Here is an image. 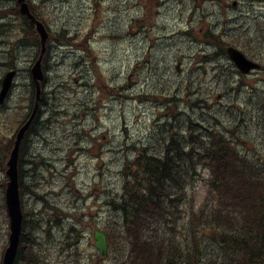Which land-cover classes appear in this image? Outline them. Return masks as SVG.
I'll use <instances>...</instances> for the list:
<instances>
[{"label": "rangeland", "instance_id": "374dc122", "mask_svg": "<svg viewBox=\"0 0 264 264\" xmlns=\"http://www.w3.org/2000/svg\"><path fill=\"white\" fill-rule=\"evenodd\" d=\"M51 1H55L56 6L64 14L55 17L47 7L48 12L55 17L50 23L58 26L63 22L65 25L66 21H71L68 28L71 33H77L74 36L75 41L82 38L84 42L89 43L90 48L80 55L84 57V62L90 63L89 66L93 68L99 80H91L90 85L92 86H79V82L82 81L79 78L75 87L73 78L75 67L73 70L62 68L67 64L74 66L73 62L67 59L60 65L51 59L54 55L57 57V52H55L57 44H61L60 37L52 33L53 40L50 39L51 47L47 51L51 61L47 66L48 79L45 85L49 98L46 100L43 121L45 118H52L54 123L50 130L44 133L48 140L34 139V143L39 146L47 160L54 165L53 173L56 176L53 178L44 166L40 169L42 175L50 180V182L48 180L44 182L42 187L46 192L53 191L50 200L48 199L49 202L55 203L65 211L71 210L72 219H67L71 218L69 214H60L59 217L69 224L76 222L77 227H80L85 233L79 256L74 258V261L71 259L72 264H95V261L90 258L97 253L93 239L94 228L104 230L103 228L111 227L112 221L117 219L113 210L105 206V201L101 199L99 190L105 182L109 183L113 180V185L114 180L121 182L118 172L122 164L119 163L126 159L123 154H117L115 155L117 160L108 163L113 157L111 153L116 152L115 149L109 148L110 146L117 145L119 148L123 143L131 146L133 140L141 145L145 136L150 133L147 131L154 126L158 119L163 117V104L167 101L166 97L176 98L178 108H174V110L185 109L188 115H194L192 108L188 106L197 103L199 99L200 106L194 110L204 116L209 115L210 112L214 115L217 114L225 126H228V122L231 123L237 119V112L241 110L254 111L250 113L255 114L256 107L251 105L246 93L236 95L235 98L234 95H225L224 98L222 96V102H218L217 94L223 92L224 86L230 85L235 77L215 76L214 60L209 59L205 63L202 62L205 54L210 55L214 51V41L209 42L203 32H206L205 30L208 28H211L212 32L217 31V21L220 23L218 32L223 29L224 25L231 26V34L220 42L221 48L226 51L228 47L236 46L246 54L252 52L248 55L257 56L264 64V0L242 1L240 10L232 9L227 13L221 11L218 4L212 0H166L161 3L155 13L153 8V15L148 16L146 23L149 28H141L137 20L134 19L136 13L128 10L118 12L111 5L118 1L123 3V0H111V3L110 0ZM60 2L62 6H59ZM54 6L53 3L52 9ZM224 13L228 15V18L233 17V20H227ZM13 17L15 22L19 21L16 12H13ZM45 22L47 23V20ZM151 23L153 27H151ZM19 27L20 25L17 23L13 26V30H17ZM3 28L8 27L0 29ZM142 31L146 32L145 38L141 35ZM186 32L189 37L184 35ZM108 33H118L122 36L117 39L104 37V34ZM20 38L26 39V36ZM13 43L17 45L18 41L14 40ZM39 44V37L36 34L26 40L25 46L15 47L7 53L3 49L5 46H0L4 52L0 61L20 62L21 64L26 61L25 66L30 67L28 66L31 64L29 57L38 51L36 46ZM62 48L67 49L66 46ZM91 55L92 58H90ZM225 60L223 59V61ZM178 61L182 62L180 72L176 70ZM104 62L107 65H104ZM138 63H142L140 65L143 66L137 65ZM136 65L139 66L137 70L132 68ZM99 73L102 74L101 77ZM241 81L252 84L253 80L252 78H241L239 83ZM28 82L29 76L20 73L13 94L7 102L6 107L9 110L18 106V111H7L3 117L4 123L11 120V124L13 121L14 125L11 130L15 129L17 123L23 119L25 111L21 110V106H19L22 103L20 96L28 94ZM63 84L65 89L61 88ZM124 86L126 88L119 91ZM146 92L153 93V100L144 99ZM95 100L98 104L97 107ZM26 101L25 98L23 102ZM79 106L85 107L87 113H82L78 109ZM87 106H90V111ZM254 114L248 123L249 132L255 137H259L256 139L257 145L262 148L264 130L258 125V119H253ZM82 127L86 130L85 141L80 143L85 147H87L91 136L98 137L97 145L99 146L93 149L91 156L88 153L85 155L82 152L75 153L79 150L78 147H81L77 146L75 141L79 134L78 131ZM147 128L149 129L147 130ZM39 131L41 134L43 133L41 128ZM10 132L2 131L0 137L1 156H5L2 147L8 143ZM155 135H157L156 130ZM250 138L254 140L252 137ZM107 140L112 144L107 145ZM71 150L72 152L68 153ZM71 155H75L72 158V165L69 163ZM134 158L135 155L132 160ZM2 171L3 164L0 162V188L3 187L6 179ZM67 181H71L69 191L67 190ZM197 192V198L202 201L205 197L203 185H198ZM85 194L86 200L83 201L81 198ZM3 196V192L0 191V264L8 247L9 239L7 210L4 206ZM25 196L27 197L25 198L26 209L30 210L33 207L30 212H40L45 227V221L57 219L58 216L52 217L51 207H45V209L43 203H33L27 195ZM73 202L74 204L80 202L75 211ZM52 234V238L55 240L47 232L41 233L38 238L41 242L40 249L44 256V263L71 264L70 260L65 257L66 247L62 241L64 238L62 230L53 227ZM52 242L57 244H52ZM64 243L68 245L69 241L66 240ZM116 253L117 250L112 248V255L110 253L106 257L105 264H117L113 257Z\"/></svg>", "mask_w": 264, "mask_h": 264}, {"label": "trees", "instance_id": "16d2710c", "mask_svg": "<svg viewBox=\"0 0 264 264\" xmlns=\"http://www.w3.org/2000/svg\"><path fill=\"white\" fill-rule=\"evenodd\" d=\"M35 92L33 84L28 83V95L20 97L27 99L30 112ZM173 101L176 105V98ZM193 106L200 104H191ZM168 112L175 123H172V130L164 125L167 136L159 139V143H164L157 146L156 154L137 155L133 162L126 164L127 173L124 172V175L130 179L125 184L129 198L125 209L130 212L133 222L124 227L122 210H113L117 212V219L112 222L114 228L107 229L114 249L117 253L121 251V260L117 257L118 264H131L132 260V264H172L174 261L175 264H264V140L262 148H259L245 135L238 154L230 147L219 122L215 124L206 118L212 127L203 129L198 122L200 119L189 117L182 123L178 109ZM2 113L3 105H0V117ZM261 113L264 112L258 110L253 119L259 118ZM41 119H36L32 127L37 129L43 122ZM201 170H207L210 178L205 181L208 188L206 200L197 208L193 190L201 177ZM134 172L143 175L129 174ZM21 188L22 196L27 198L23 183ZM106 188L102 191L109 201L113 189L110 185ZM167 202L176 209L178 202H182L178 210L180 227L177 239L188 245L165 246L159 243L157 249H152L153 241L159 236L158 233L154 236L152 223L162 220L161 212L168 209ZM54 209L59 211L57 207ZM41 216L40 212L24 210L20 256L16 264L33 262L31 257L35 254L24 253L26 239L29 247L36 248L35 242L39 241L41 233L52 235L51 228L43 225ZM33 228L40 231L37 236L31 237ZM73 228L72 231H75ZM36 249L39 250V247ZM38 250L35 252L39 253ZM166 253L169 256L174 254L171 263L167 259L162 261L161 255ZM150 256H157L156 263Z\"/></svg>", "mask_w": 264, "mask_h": 264}, {"label": "bare ground", "instance_id": "6f19581e", "mask_svg": "<svg viewBox=\"0 0 264 264\" xmlns=\"http://www.w3.org/2000/svg\"><path fill=\"white\" fill-rule=\"evenodd\" d=\"M54 3V8L52 9L51 5ZM21 6H26L29 15L28 18L20 25V27L17 30H13L12 34L7 37L6 35H3L4 38L7 39V44H2V35L0 33V46H5L3 49L5 51H9L10 49H13L15 47L19 48L21 46H25L24 43L26 42V40H28V38L30 36H35L34 32L37 26V23H42L43 25H45L46 29H50L51 33H55L58 35V37H60V47L62 46H66V53L61 52L57 55H54L51 59L54 60L55 63L62 65L65 60L70 59L71 62H73L74 67H86L88 68L90 63H86L84 62V57H81V54H84L89 48V43L84 42V40L82 38H80L79 40L75 41L74 36L77 35V33H71L69 31L68 26L65 27L64 22L61 25L58 26H54L52 25V23H50L51 21L54 20L55 17L61 16L60 14H64V12L56 6V2L55 1H51V0H15L14 1V12H18L19 7ZM59 6H62V3L60 2ZM47 7L54 13V16L48 12ZM253 10V9H252ZM251 10V11H252ZM238 11V10H237ZM1 12V11H0ZM227 13V12H226ZM224 13L225 18H227V20H233V17L228 18V15ZM240 15V14H239ZM253 15V14H252ZM237 18V17H236ZM239 19V17H238ZM47 20V23L45 22ZM235 22V21H233ZM217 26H218V30H219V26L220 23L217 21L216 22ZM217 31H213V36L215 38L214 40V47L221 49V44L220 42H222L224 40L225 37H228L231 34V26L229 25H224L223 29L221 31L218 32ZM141 31V30H140ZM26 36V39H22L20 38L21 36ZM141 35L143 38H145L146 36V32L142 31ZM122 35H119L118 33H111V34H104V37L107 38H111L114 37V39L119 38ZM189 37V36H187ZM123 38V37H122ZM16 40L18 41L17 45L16 43H13V41ZM3 50L0 49V57L3 55ZM92 58V55L91 57ZM51 59L49 60L48 64L50 63ZM48 64L46 63V71H47V66ZM142 63H138V65H140ZM2 65V62L0 61V66ZM140 69V68H139ZM24 75H26L23 72ZM48 79V73H47V78L45 80V84H44V88H43V93L42 95H44L43 99L40 102V106H39V113L41 114V118L45 117V113H44V109L45 108V104H46V100L48 97L47 95V90L45 89V85H46V81ZM64 87V84L61 85V88ZM123 88H126V86L121 87L119 89L122 90ZM153 93L151 92H146L144 93V99H151L154 98V96H152ZM21 97V96H20ZM169 99V98H168ZM172 98L170 99L171 101H173ZM177 100V99H176ZM174 102V101H173ZM27 103V102H26ZM35 104V102H34ZM197 105H199V99L197 101V103H195ZM34 106V105H33ZM189 108L191 107L188 106ZM87 108L90 111V106H87ZM194 115H188L187 111L185 109H179L180 113H178L179 116H181V122L184 123L188 120L189 117H191L193 120H199L198 122L201 124L203 129L206 128H211L212 126L210 125V123L206 120V118H209L210 120H213L215 122V124L217 122L220 121V117L216 115H203L200 113V116L198 114H196V109L197 106H193L191 107ZM78 109L82 112V113H87L85 107L81 108L80 106L78 107ZM79 111V113H81ZM222 114V113H221ZM252 114L254 113H250L245 115L244 113L241 114V116H237V119H234V121H232L231 123L228 122V126H225L223 128V132L225 133V138L228 140L230 147L234 148L235 151L240 154V149H241V144L242 142L245 140V135H250V137H252L254 140L259 139V137H255L253 134H251V132H249V125L248 123L251 121L252 118ZM54 115V113H53ZM256 115V114H254ZM258 121V125L260 126V128L262 130H264V116L261 115ZM42 123V122H41ZM54 123V119H46L43 121L40 127L37 128V132L36 129L34 127L32 128H28L27 131L25 132L26 135L28 136V141H27V145L24 146L26 147L24 156H23V160H22V168H21V177H22V183H23V190H24V194L27 195L31 201L33 203H43L44 204V208L45 207H50V204L53 205L52 203L49 202V198L52 194V192H46L42 189L44 182H46L48 180V182H50L49 179H46L47 177L44 175H42L40 169L42 166H44L46 168V170L49 172V174L51 173V178L55 177L56 175L53 173L54 169H53V163L49 160H47V157L45 156V154L42 153L41 149L39 148L38 145H36L34 143V139L36 140H48L47 135L44 134L46 131L50 130V128L53 126ZM172 123H175V120H173L172 118V114L170 112H167V114L158 119L154 126H152L150 128L148 133L145 136V140L142 141V144L139 145V143L136 140H133L131 142V146H129L127 143H123L121 147H117V145H112L110 148H113L116 150V152L111 153V155L113 156L108 163L117 160L116 156L117 154H123V156L126 157L125 160H123V162H120L119 164L121 165V169L119 170V175L121 177V182H118L116 180H114V185H113V180L112 182H110L111 186H112V193H111V197H110V205L112 210L118 211V210H122L123 213V217H122V225L124 227H126L129 223L133 222L131 218V214L130 212L128 213L127 210L125 209L126 206V201L129 199L126 194H127V188H125V184L126 181L129 180L130 178L128 177V175H124L127 173V167L126 164L129 162H133L132 161V157L135 156H139L141 157L144 154L147 155H152V154H156V148L159 144H163L164 142L161 141L159 143V139H161L162 136H167L166 132L163 130L164 125H168L172 130ZM41 128V130L43 131V133L41 134L39 129ZM21 129V128H19ZM149 128H147L148 130ZM155 130H156V134L155 135ZM85 128L82 127L81 129H79L78 131V136L77 140L75 141L77 146H81L78 147V149H86L85 145L82 144L85 141L84 135H85ZM187 132V130L185 131ZM262 139L264 140V136L262 135ZM98 137L95 136H91L90 139L88 140V145H91L93 142L97 143ZM82 141V143H80ZM34 151V152H33ZM71 151H69L68 153H71ZM102 153H104V151L101 150ZM84 155L86 153H88L87 149L84 150L82 152ZM89 154V153H88ZM90 155V154H89ZM91 156V155H90ZM141 159V158H140ZM5 158H1L0 162L2 164L5 163ZM131 176L136 175H143L142 173L139 172H134V173H129ZM71 181H67V190H70V183ZM120 186V188H118ZM6 188V187H2L1 191ZM68 190V191H69ZM146 191V190H144ZM49 199V200H48ZM27 201L24 199L22 201V207L24 210H26V212H29L33 209V207L30 208V210H27ZM45 203H47L45 205ZM80 203V202H78ZM77 202H73L74 207L73 210L75 211L76 209H78V204ZM165 203V201H164ZM167 207L168 209L165 211L163 210L161 213L163 215H161V219L159 221H155L154 223H152V229H153V234L154 236H156V234L158 233L159 236L153 241L154 242V246L152 247V249H157L159 247V243L160 245L164 244L165 246L168 245H172V246H177V244H179V246H184V245H188L187 244H182L178 239H177V230L180 227V214L178 213V210L180 209V207L182 206V202H178V207L177 209L175 208V206H172V204L170 202H167ZM46 209V208H45ZM56 211L57 214V219H53L52 222L55 225V227L60 228V230H62L63 232V236L64 238H62L64 247H66V254L69 256V259L72 258V260L74 261V258H78L79 256V250L81 248V245L83 243V240L85 238V233L84 231H82L80 229V227L73 228L72 225H76V222L74 223H68L67 221L64 222V219L59 217L60 214H63L62 211ZM134 212V211H133ZM71 218H67L68 220L73 218V214H69ZM68 217V216H67ZM166 217V218H165ZM37 223V222H36ZM35 224V223H34ZM70 226V228H69ZM73 230L75 231H72ZM40 229L36 228V231L34 230V228L32 229L31 233H33V236H37L39 234ZM125 232V231H124ZM187 232L190 234V229L187 228ZM79 235V236H78ZM30 236V235H28ZM51 238L53 237V234L50 235ZM123 237V236H122ZM53 240H55L54 238H52ZM68 240L69 244L66 245L64 242ZM26 243H28V239H26L25 241V245H26V249H24V253L27 252H32L33 254H35L34 257H31V260H33L32 264H45L44 263V256L43 254L40 252V246L39 244L41 243L40 241L35 242L36 248L39 247V250L36 249L34 246L29 247V245H27ZM52 244H57V243H53ZM9 247H7L6 249H8ZM181 250L185 251L183 249V247H180ZM187 249H189V247H187ZM203 249V248H202ZM36 250H38L39 253L35 252ZM44 251V250H43ZM150 254H154L157 255V253H150ZM29 255V254H28ZM20 254H16L13 264H16V262L19 259ZM161 256H163V262H165V260H169V262L171 263V261H173L174 259V254H171L169 256L168 253H166L165 255L162 254ZM28 258V256H26L24 259L26 260ZM151 260L154 261L156 263V259L157 256H150ZM171 259V261H170ZM1 264H5L4 261ZM175 264V261L172 263Z\"/></svg>", "mask_w": 264, "mask_h": 264}, {"label": "water", "instance_id": "95a60500", "mask_svg": "<svg viewBox=\"0 0 264 264\" xmlns=\"http://www.w3.org/2000/svg\"><path fill=\"white\" fill-rule=\"evenodd\" d=\"M22 12L25 14H29L26 6L22 7ZM37 29L40 32L42 38H43V44L46 41L47 35L45 33L44 27L37 23ZM230 55L233 60L237 62L239 66L242 65L243 56L239 54L237 51L230 50ZM34 80L38 85V81L42 80V72H41V63L38 61L37 65L34 67L33 71ZM9 83H5V86L3 88L2 94H1V100L7 93V90L9 89ZM31 123V120L21 129L18 140L16 142V147L12 155V159L9 162L10 169L8 170V176L10 177L11 181L8 184L7 190H6V200H7V208L8 213L10 217V227H11V235H10V245L9 248L6 251L4 263L5 264H13L14 258L17 254L18 246L20 243V236L22 232V210H21V201L19 197V185H18V173H17V157L19 152V145L21 142V139L23 138L25 132L29 128V125ZM97 242L96 245L98 248H100L102 251L106 250V237L102 233H96Z\"/></svg>", "mask_w": 264, "mask_h": 264}, {"label": "flooded vegetation", "instance_id": "af4514ba", "mask_svg": "<svg viewBox=\"0 0 264 264\" xmlns=\"http://www.w3.org/2000/svg\"><path fill=\"white\" fill-rule=\"evenodd\" d=\"M14 1L15 0H0V14H2V12H14ZM12 29L9 28H3L0 29V33L3 37V35H6L7 37H9L12 34ZM7 39L3 37L2 39V44H7ZM255 58H258L257 56H255ZM249 78H252V80L256 81L258 84V88L259 90H261L262 94L264 95V65L261 67V70L254 72L253 75H251ZM261 84V86H260ZM250 95H253V93L251 92Z\"/></svg>", "mask_w": 264, "mask_h": 264}]
</instances>
